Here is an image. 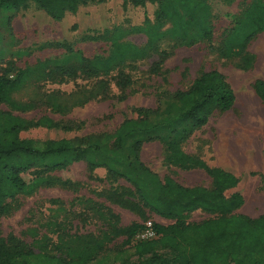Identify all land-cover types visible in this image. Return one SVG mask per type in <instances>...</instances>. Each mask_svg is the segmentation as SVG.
Returning <instances> with one entry per match:
<instances>
[{"label":"trees","instance_id":"trees-1","mask_svg":"<svg viewBox=\"0 0 264 264\" xmlns=\"http://www.w3.org/2000/svg\"><path fill=\"white\" fill-rule=\"evenodd\" d=\"M88 1L0 0V9L17 10L30 2L51 19L61 20ZM145 1L134 0L138 5ZM211 20L209 0H158L153 22L145 19L131 31L145 36L143 48L123 42L125 31L105 32L100 39L109 44L107 57L87 59L67 48L69 52L62 59L39 62L19 71L12 80L1 74L0 104L20 113L45 106L64 114L71 107L105 97L115 79L120 88H125L129 82L125 76L127 67L156 52L163 40L184 47L211 42ZM263 32L264 0H252L226 36L223 56L240 59L247 66L253 59L246 51L247 46ZM33 77L45 83L54 78L63 81L78 77L94 83L88 89L77 90L65 101L55 92L29 102L16 101L12 95ZM253 89L264 101V81H255ZM162 99L155 109L134 108L135 117L123 120L113 133L69 140L23 139L20 134L29 129H54L62 124L49 117L26 120L0 112V217L9 213L10 203L18 196H31L41 187L52 185L49 174L84 163L90 171L103 169L110 179L123 180L133 189L142 208L172 222L168 226L151 225L150 231L156 237L134 242L146 230L144 225L121 227L118 216L88 201L86 206L105 224L98 234L80 235L57 228L54 240L44 235L35 242L37 251L15 238H0V264H90L119 238L124 239V245L132 244L130 248L137 262L131 264H264V214L257 218L237 214L243 198L238 193L226 192L237 187L238 179L231 173L208 167L181 148L195 131L207 125L211 116L233 108V90L219 72L210 71L201 74L188 89ZM156 140L165 145L172 165L181 170L205 171L211 187L188 188L170 178L161 181L140 159L143 145ZM26 174L30 175L28 182L22 178ZM114 202L129 207L119 198ZM196 211L209 218L188 222L189 215Z\"/></svg>","mask_w":264,"mask_h":264},{"label":"rangeland","instance_id":"rangeland-1","mask_svg":"<svg viewBox=\"0 0 264 264\" xmlns=\"http://www.w3.org/2000/svg\"><path fill=\"white\" fill-rule=\"evenodd\" d=\"M251 2L209 0L211 42L184 47L163 40L156 52L127 67L125 76L129 82L125 88H120L115 79L105 97L71 107L64 114L54 113L45 106L20 113L5 104H0V112L26 120L49 117L62 124L54 129H29L20 134L23 139L69 140L110 134L123 120L135 117L134 108L155 109L164 96L188 89L203 73L217 71L234 92V106L225 113L211 116L207 125L195 131L181 148L208 167L233 174L238 185L226 194L242 196L243 205L236 213L257 218L264 214V101L255 93L253 85L257 80L264 81V32L247 46V53L253 57L247 66L240 59L223 56L226 36ZM157 6L158 0H146L139 5L134 0H89L76 13L67 14L61 20L51 19L30 2L17 10L3 7L0 9V75L12 80L16 73L39 62L62 59L69 52L67 48L87 59L107 57L109 44L100 38L115 29L127 32L123 42L143 48L145 36L131 31L139 28L145 19L153 22ZM93 83L94 80L81 77L63 81L54 78L47 83L33 77L12 96L16 101L29 102L42 94L55 92L65 101L69 95L88 89ZM167 156L165 145L157 140L144 144L140 153L141 162L161 181L170 178L188 188L211 187L205 171L181 170L172 165ZM49 176L52 185L41 187L31 196H18L10 203L9 213L0 217V238H15L37 251L35 242L44 235L54 240L57 228L80 235H96L105 224L89 205L86 206L88 201L118 216L121 227L133 223L145 227L172 224L142 208L133 189L123 180L110 179L103 169L90 171L84 163H75ZM22 178L28 182L30 175ZM118 198L129 207L115 203ZM208 218L205 213L196 211L187 221L198 223ZM123 240L116 239L90 264L136 263L130 248L132 244L124 245Z\"/></svg>","mask_w":264,"mask_h":264},{"label":"built area","instance_id":"built-area-1","mask_svg":"<svg viewBox=\"0 0 264 264\" xmlns=\"http://www.w3.org/2000/svg\"><path fill=\"white\" fill-rule=\"evenodd\" d=\"M151 226V225H150ZM150 226L135 237V241H144L154 239L156 236L150 231Z\"/></svg>","mask_w":264,"mask_h":264}]
</instances>
